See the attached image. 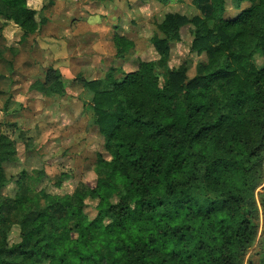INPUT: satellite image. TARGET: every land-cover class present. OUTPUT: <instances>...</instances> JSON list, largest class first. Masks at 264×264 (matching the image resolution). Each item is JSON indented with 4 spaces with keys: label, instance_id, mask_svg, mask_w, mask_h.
Returning a JSON list of instances; mask_svg holds the SVG:
<instances>
[{
    "label": "trees",
    "instance_id": "1",
    "mask_svg": "<svg viewBox=\"0 0 264 264\" xmlns=\"http://www.w3.org/2000/svg\"><path fill=\"white\" fill-rule=\"evenodd\" d=\"M226 1L193 0L198 13L189 20L164 16L156 51L165 66L168 37L191 26V49L207 56L193 78L168 70L162 91L155 62L124 72L120 55L132 42L117 38L119 66L82 81L111 157L98 155L94 189L78 184L66 196L49 194L38 189L44 175L38 170L10 181L4 169L16 161L17 128L0 131V264H244L258 233L255 192L264 182V0H231L235 18L224 17ZM44 9L0 0V17L22 31L21 41L48 21L40 17ZM49 72L56 78L50 84L32 85L48 97L61 85L63 95L59 74ZM259 196L264 215V188ZM90 198L98 200L93 220L84 215ZM103 219L110 237L100 252L88 232ZM15 226L19 241L10 244ZM245 264H264V251L258 263Z\"/></svg>",
    "mask_w": 264,
    "mask_h": 264
},
{
    "label": "rangeland",
    "instance_id": "2",
    "mask_svg": "<svg viewBox=\"0 0 264 264\" xmlns=\"http://www.w3.org/2000/svg\"><path fill=\"white\" fill-rule=\"evenodd\" d=\"M27 3L36 11L45 8L40 17L48 21L26 41H21L22 31L12 23L3 24L0 31V131L9 124L17 128L12 136L16 161L5 165V175L13 182L21 174L30 176L37 170L42 171L44 175L38 189L59 197L71 194L78 184L94 189L98 179L95 174L98 155L106 161L111 157L104 150V137L94 125L89 108L92 95L82 87V81L101 79L110 67L119 66L121 57L116 52L120 46L114 34L124 35L132 42V47L120 55L126 62L121 66L124 72L134 71L140 61L155 62V80L162 91L168 88V70L181 72L185 80L193 78L207 56L191 49V26L180 27L173 39L168 37L165 66V59L160 58L154 42L165 38L161 27L166 14L189 20L198 12L193 0L165 3L155 0H27ZM233 6L231 0L226 1L224 17L235 18L239 14ZM249 6L242 3L240 8ZM255 61L260 64L261 60L255 57ZM49 70L59 74L63 95L57 93L61 85L50 97L32 85L37 80L47 85L56 79L48 77ZM236 75L237 81L242 82L243 74ZM240 86L243 83H239ZM248 126L251 129L252 123ZM59 180L60 187H57L55 183ZM263 188L264 182L255 192L259 208L258 233L253 247L246 252L244 264L247 261L258 263L264 251V215L259 202ZM13 190L12 183L4 191ZM109 201L116 205L120 199L113 196ZM83 204L84 215L89 220L95 219L98 200L86 199ZM107 224L108 219H103L100 226L88 232L91 246L100 252L110 237L104 230ZM18 241L19 229L15 226L9 243Z\"/></svg>",
    "mask_w": 264,
    "mask_h": 264
},
{
    "label": "crops",
    "instance_id": "3",
    "mask_svg": "<svg viewBox=\"0 0 264 264\" xmlns=\"http://www.w3.org/2000/svg\"><path fill=\"white\" fill-rule=\"evenodd\" d=\"M26 4H27V7L29 8V9H31V10H34V11H36L35 9H32L29 5H28V3H27V0H26ZM49 5H51L50 3H49ZM40 11V10H39ZM3 24H5V20L2 18V17H0V28H2L3 26ZM8 24V23H7ZM6 25V24H5ZM2 26V27H1ZM18 28V27H17ZM19 29V28H18ZM20 30V29H19ZM114 38L115 39H126V40H128V41H130L131 42V40H129V39H127L126 37H124V35H118V34H114Z\"/></svg>",
    "mask_w": 264,
    "mask_h": 264
}]
</instances>
